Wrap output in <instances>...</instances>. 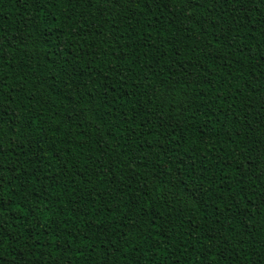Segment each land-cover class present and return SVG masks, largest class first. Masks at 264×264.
Segmentation results:
<instances>
[{"label":"trees","instance_id":"16d2710c","mask_svg":"<svg viewBox=\"0 0 264 264\" xmlns=\"http://www.w3.org/2000/svg\"><path fill=\"white\" fill-rule=\"evenodd\" d=\"M0 264H264V0H0Z\"/></svg>","mask_w":264,"mask_h":264}]
</instances>
